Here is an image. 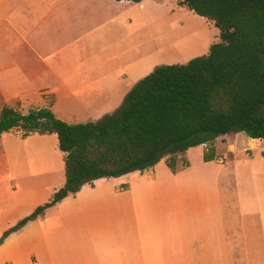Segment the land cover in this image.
<instances>
[{
	"label": "crops",
	"instance_id": "obj_1",
	"mask_svg": "<svg viewBox=\"0 0 264 264\" xmlns=\"http://www.w3.org/2000/svg\"><path fill=\"white\" fill-rule=\"evenodd\" d=\"M132 3L0 0V111L48 107L75 124L115 110L126 92L120 73L138 60L127 57ZM222 135L178 154L174 172L167 155L84 184L9 232L0 264H264V163H220ZM45 136L0 135V237L65 181L63 161L37 156ZM246 140L243 150L264 145Z\"/></svg>",
	"mask_w": 264,
	"mask_h": 264
},
{
	"label": "trees",
	"instance_id": "obj_2",
	"mask_svg": "<svg viewBox=\"0 0 264 264\" xmlns=\"http://www.w3.org/2000/svg\"><path fill=\"white\" fill-rule=\"evenodd\" d=\"M177 3L212 21L220 40L185 64L154 67L113 112L71 124L48 107L26 113L1 109L0 135L11 129L22 136L56 134L65 181L45 203L6 230L0 242L95 179L143 170L167 155L174 172L178 154L230 132L264 139V0Z\"/></svg>",
	"mask_w": 264,
	"mask_h": 264
},
{
	"label": "rangeland",
	"instance_id": "obj_3",
	"mask_svg": "<svg viewBox=\"0 0 264 264\" xmlns=\"http://www.w3.org/2000/svg\"><path fill=\"white\" fill-rule=\"evenodd\" d=\"M177 2L178 0H140L139 3H132L128 16L131 24L129 27L130 42H128L130 52L127 57L131 60L136 58L138 60L131 62L130 69L124 68L120 73L121 77L124 76L122 81L126 82H124L125 94L154 67L172 63L185 64L190 59L207 53L210 45L220 40L219 30L212 21L184 10ZM139 56H141L140 60ZM114 62L109 63L114 66ZM222 136L219 140L223 138L225 144H222L220 148V163L227 164L229 168L248 165L256 160L264 163V145L252 151L243 150V147L248 149L245 133L230 132ZM44 138V143L35 144L37 150H45L44 153H37L38 158L44 154L46 164L50 159L53 166H59L63 161V153L58 149L56 134H49ZM212 152L213 149H209L206 153L211 154ZM245 152L250 158L246 157ZM228 186L229 198H234L235 188L230 175ZM57 206L52 207L53 214L59 211ZM79 208L80 206L75 210Z\"/></svg>",
	"mask_w": 264,
	"mask_h": 264
}]
</instances>
